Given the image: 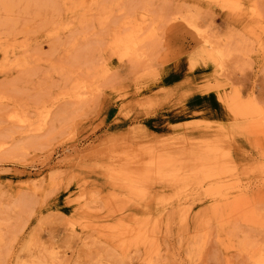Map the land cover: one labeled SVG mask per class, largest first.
<instances>
[{
  "label": "rangeland",
  "instance_id": "374dc122",
  "mask_svg": "<svg viewBox=\"0 0 264 264\" xmlns=\"http://www.w3.org/2000/svg\"><path fill=\"white\" fill-rule=\"evenodd\" d=\"M0 264H264V0H0Z\"/></svg>",
  "mask_w": 264,
  "mask_h": 264
}]
</instances>
